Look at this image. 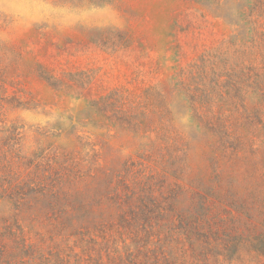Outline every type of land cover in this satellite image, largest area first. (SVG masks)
Wrapping results in <instances>:
<instances>
[{"label":"rangeland","instance_id":"rangeland-1","mask_svg":"<svg viewBox=\"0 0 264 264\" xmlns=\"http://www.w3.org/2000/svg\"><path fill=\"white\" fill-rule=\"evenodd\" d=\"M0 246L264 264V0H0Z\"/></svg>","mask_w":264,"mask_h":264},{"label":"trees","instance_id":"trees-1","mask_svg":"<svg viewBox=\"0 0 264 264\" xmlns=\"http://www.w3.org/2000/svg\"><path fill=\"white\" fill-rule=\"evenodd\" d=\"M180 219H178L179 221ZM194 221H196V219H194ZM185 227L187 226V229H182L180 223H178V229L180 234H184L185 235V241L190 245L191 249L193 250L195 245L200 241L199 240V237L201 236L200 235V231L197 230V226H192V224H185L184 225ZM151 227V226H149ZM2 252V246H0V253ZM20 263H22L20 261Z\"/></svg>","mask_w":264,"mask_h":264}]
</instances>
